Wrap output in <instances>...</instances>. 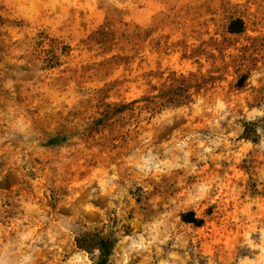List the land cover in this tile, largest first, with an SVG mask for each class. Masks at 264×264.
I'll return each instance as SVG.
<instances>
[{
  "label": "rangeland",
  "instance_id": "374dc122",
  "mask_svg": "<svg viewBox=\"0 0 264 264\" xmlns=\"http://www.w3.org/2000/svg\"><path fill=\"white\" fill-rule=\"evenodd\" d=\"M84 233L264 264V0H0V264H102Z\"/></svg>",
  "mask_w": 264,
  "mask_h": 264
},
{
  "label": "trees",
  "instance_id": "16d2710c",
  "mask_svg": "<svg viewBox=\"0 0 264 264\" xmlns=\"http://www.w3.org/2000/svg\"><path fill=\"white\" fill-rule=\"evenodd\" d=\"M244 28L245 24L242 20H235L229 25V32L232 34L241 33L244 31ZM55 141L60 142L61 140L59 138H56ZM194 223L199 222L195 220ZM81 239L83 240V244ZM78 243L80 245V248L86 247V249L88 250L92 249L93 246H97L103 256L102 264H105L106 258L111 255V252L113 250V243L110 240L105 239L97 234L84 233V235L79 238Z\"/></svg>",
  "mask_w": 264,
  "mask_h": 264
}]
</instances>
